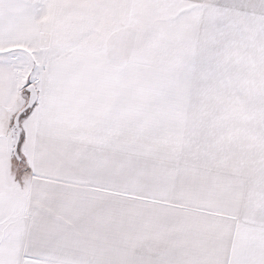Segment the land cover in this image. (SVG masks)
Segmentation results:
<instances>
[{
  "label": "snow or ice",
  "instance_id": "snow-or-ice-1",
  "mask_svg": "<svg viewBox=\"0 0 264 264\" xmlns=\"http://www.w3.org/2000/svg\"><path fill=\"white\" fill-rule=\"evenodd\" d=\"M0 264H264V0H0Z\"/></svg>",
  "mask_w": 264,
  "mask_h": 264
}]
</instances>
